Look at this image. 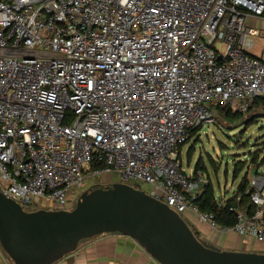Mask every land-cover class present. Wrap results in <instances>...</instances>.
<instances>
[{
    "label": "built area",
    "instance_id": "1",
    "mask_svg": "<svg viewBox=\"0 0 264 264\" xmlns=\"http://www.w3.org/2000/svg\"><path fill=\"white\" fill-rule=\"evenodd\" d=\"M248 15L264 18V0H0V190L25 209H72L112 173L263 241L262 171L250 166L254 211L224 227L194 202L209 179L180 148L210 105L246 112L264 96Z\"/></svg>",
    "mask_w": 264,
    "mask_h": 264
},
{
    "label": "water",
    "instance_id": "2",
    "mask_svg": "<svg viewBox=\"0 0 264 264\" xmlns=\"http://www.w3.org/2000/svg\"><path fill=\"white\" fill-rule=\"evenodd\" d=\"M94 184L72 209L28 210L0 190V244L13 264H54L81 240L103 233L133 238L159 264H264V252L223 249L145 189Z\"/></svg>",
    "mask_w": 264,
    "mask_h": 264
},
{
    "label": "rangeland",
    "instance_id": "3",
    "mask_svg": "<svg viewBox=\"0 0 264 264\" xmlns=\"http://www.w3.org/2000/svg\"><path fill=\"white\" fill-rule=\"evenodd\" d=\"M257 118L258 120L253 124L244 126L239 122H228V120L215 109L214 119L203 124L200 127L199 133L183 147L182 160L185 170L188 173H193L196 163L199 159H202L207 168L206 172H202L206 176L208 172L216 192L221 195L226 191V195L231 196L235 192L243 176V173H241L238 177L234 178L233 169L235 162L241 159L249 162V160H251V154L254 152L258 153L260 162H263L264 115L258 116ZM192 146L194 148V153L189 161L188 149ZM102 178L112 181L116 180V176L112 175V173L103 174ZM140 187L148 191L151 185L142 182L140 183ZM38 207L39 205H33L28 210H37ZM184 218L201 240L223 248L218 238L223 237V234L220 233L228 234V231L223 232L209 227L206 222L199 220L198 217L190 211L184 214ZM0 250L11 261L1 244Z\"/></svg>",
    "mask_w": 264,
    "mask_h": 264
},
{
    "label": "crops",
    "instance_id": "4",
    "mask_svg": "<svg viewBox=\"0 0 264 264\" xmlns=\"http://www.w3.org/2000/svg\"><path fill=\"white\" fill-rule=\"evenodd\" d=\"M246 25L258 30L257 34L251 35L252 42L247 47L248 53L264 59V18L248 15ZM228 232V234L220 233L223 237L218 238L223 248L264 252V240L258 241L254 237L242 236L234 231ZM112 262L159 264L133 238L120 233H103L86 238L79 243L77 250L54 264H109ZM0 264H13L1 250Z\"/></svg>",
    "mask_w": 264,
    "mask_h": 264
},
{
    "label": "trees",
    "instance_id": "5",
    "mask_svg": "<svg viewBox=\"0 0 264 264\" xmlns=\"http://www.w3.org/2000/svg\"><path fill=\"white\" fill-rule=\"evenodd\" d=\"M210 107L213 112L215 109L218 110L230 123L239 122L241 125L249 126L258 120V116L264 115V96L256 97L253 104L246 112L234 111L229 107H222L220 105H210ZM200 127L201 125L189 129L188 139L180 146L182 150L184 145L199 133ZM193 153L194 148L192 146L188 149L189 161L191 160ZM262 161L263 162H260L258 153L254 152L251 154V160H249V162L242 159L235 162L233 169L234 178L238 177L241 173H243V176L235 192L231 196H227L226 191L219 195L207 172L209 183L206 184L202 193L194 200L200 211L213 213L215 221L224 227H231L237 222L236 209H247L249 212H253L255 206L251 201L250 195L246 192L249 183V168L253 165L264 174V159ZM206 170L205 163L202 159H199L195 165L193 173L196 174L198 171L206 172Z\"/></svg>",
    "mask_w": 264,
    "mask_h": 264
}]
</instances>
